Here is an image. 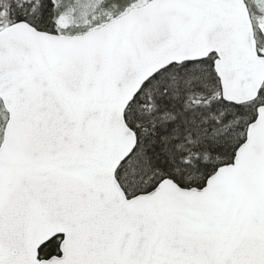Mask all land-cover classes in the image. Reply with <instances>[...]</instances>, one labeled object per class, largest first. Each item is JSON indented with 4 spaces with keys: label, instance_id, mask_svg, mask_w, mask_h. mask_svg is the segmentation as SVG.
<instances>
[{
    "label": "snow or ice",
    "instance_id": "obj_1",
    "mask_svg": "<svg viewBox=\"0 0 264 264\" xmlns=\"http://www.w3.org/2000/svg\"><path fill=\"white\" fill-rule=\"evenodd\" d=\"M0 264H264V0H0Z\"/></svg>",
    "mask_w": 264,
    "mask_h": 264
}]
</instances>
